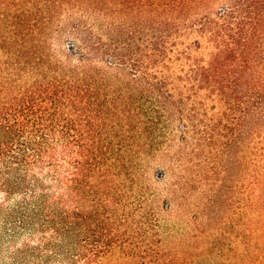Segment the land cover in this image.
I'll use <instances>...</instances> for the list:
<instances>
[{
  "label": "trees",
  "instance_id": "trees-1",
  "mask_svg": "<svg viewBox=\"0 0 264 264\" xmlns=\"http://www.w3.org/2000/svg\"><path fill=\"white\" fill-rule=\"evenodd\" d=\"M234 119L264 264V0H0V264H199L149 170Z\"/></svg>",
  "mask_w": 264,
  "mask_h": 264
},
{
  "label": "rangeland",
  "instance_id": "rangeland-1",
  "mask_svg": "<svg viewBox=\"0 0 264 264\" xmlns=\"http://www.w3.org/2000/svg\"><path fill=\"white\" fill-rule=\"evenodd\" d=\"M229 124L222 122L213 144L206 140L200 147L197 140H190L181 160L184 168L177 158L163 157L155 159L149 170L147 184L159 196L155 207L162 223L174 235L204 226L202 237L189 240L191 247L204 250L197 258L199 264H242L244 257L243 198L253 193L259 168L253 155V122L245 136L235 119ZM249 203L247 212L252 216ZM257 237L255 231L248 235L252 253ZM176 247L188 248L180 241Z\"/></svg>",
  "mask_w": 264,
  "mask_h": 264
}]
</instances>
